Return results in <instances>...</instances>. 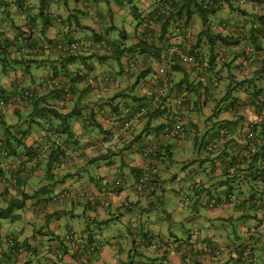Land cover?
<instances>
[{"label":"trees","instance_id":"obj_1","mask_svg":"<svg viewBox=\"0 0 264 264\" xmlns=\"http://www.w3.org/2000/svg\"><path fill=\"white\" fill-rule=\"evenodd\" d=\"M101 5L103 7H100ZM220 15L222 18L218 17ZM87 17L93 19L98 27L93 28ZM116 17H122V23L116 22ZM232 17L235 19L232 20ZM151 20H154L153 25ZM128 23L135 25L131 32L127 29ZM50 29H56L60 35L53 39L48 38L46 34ZM80 33L90 36L81 38L78 37ZM114 34L117 36H113ZM86 38L96 44L102 42V45L78 51L61 52L57 49L59 46ZM173 46L179 47L194 58L197 66L185 64L174 53L171 54ZM46 48L56 50L59 57L57 62L61 65L59 69L51 64V76L45 77L35 88L22 87L20 81L17 85L19 90H33L32 98L18 104L10 103L6 107L26 106L30 110L27 125L41 126V120L46 119L42 129L50 132V135L45 142L28 147L27 130L18 126L2 125L0 121V156L10 160L12 169L11 176L4 183L2 180L5 178V170L0 166V182L5 184L0 193V220H19L20 212L24 210L26 203L36 197L51 202L57 186L63 185L70 176L66 174L60 177L57 174L59 170L77 157H87L77 148L78 141L72 128L73 119L81 121L83 133L87 128H97L111 144L104 149L103 143H95L96 151L85 166L104 162L110 168L115 164L117 151L121 153L131 148L119 147L118 142L111 143L116 132L119 131V140H122L129 130L133 129L134 124L127 130L128 133L123 130V124L131 116L128 118L126 107L123 109L121 102L116 103L117 100L126 98H131L138 107L144 106L148 109V114L144 119L141 118L147 120V125H150L152 119L167 114L168 124L163 123L157 127L158 133L160 129L163 130L161 136L169 130L175 117L179 116L183 120L197 114L199 121L203 120L206 131L199 132L198 124L191 120V130H184L172 140L190 139L195 131V136L190 140L194 144L193 155L198 153L200 165L210 163L213 166L218 162L222 166L220 174L216 177L212 176L217 173V168L213 166L203 180L196 178L189 182V185L186 182L181 185L182 169L174 170L176 161L172 159L173 147L167 144L170 140L158 136L155 140L156 147L147 158L143 156V150L148 144L139 150L145 164L132 185L134 190H145L148 194L146 198H152L155 196L152 187L164 193V182L173 181L176 183L171 190H177V193L182 195L179 201L182 205L194 199L197 202L200 194L206 193L209 199L208 207L215 210H225L226 207L232 216L231 220H235L233 215L237 209H241L238 203L243 206L244 203H250L248 190L253 198L258 199L264 195V188L259 192L254 191L264 187V106H258L256 103V96L264 92V87L260 84L264 82V0H0V64L10 65L8 70L13 74L12 78L21 79L25 74H30L32 66L40 67V64H43L41 53ZM90 60L93 62L89 63ZM105 60L116 63L119 66V75H123L125 80L134 79L132 85L122 88V91H117L105 103L99 104L101 115L99 113L98 117L93 111L83 115L82 109H79L80 100L70 112H64L66 104L71 101L70 95L77 91L80 92V99L96 88L106 92L118 84L111 76L112 71L111 74L101 72L91 77L97 68L95 64H101ZM128 60L142 65L130 68L126 65ZM165 62H168L167 92L162 91L164 84L158 72V65ZM257 65L259 70L251 73L250 69L253 70ZM60 73L64 77H70L67 83H60ZM149 76V79L156 83L155 88L160 87L159 101L153 103L152 100L156 98L154 93L135 101L137 98L131 94L144 83L150 82L147 80ZM53 80L59 81L58 87L38 92L39 85ZM82 82L85 84L82 85ZM78 85H82L80 89L77 88ZM65 96L69 97L64 100V106L50 102L56 98H61V101ZM9 97L7 92L0 90V99L8 101ZM106 106L109 107L110 116L104 110ZM177 107L181 110L179 114L175 113ZM206 109H209V113L205 112ZM248 110L253 114L251 120L245 117V111ZM223 114L229 115V119L219 121L218 116ZM103 121L118 124L119 130L114 133L112 128L105 129L102 126ZM147 125L143 133L149 130ZM237 127L241 130L238 135L234 131ZM211 132H214V135L208 145L204 135ZM143 133L136 136L134 143L142 140ZM54 136L59 140L58 143L53 141ZM32 160L35 166L26 170L24 165ZM190 161L183 163V172L187 166L198 162ZM40 170L44 172V184L33 194L25 193L26 187L29 186V177ZM114 171L116 174L120 172L118 168ZM161 175L166 177V180H163ZM10 178L16 180L15 185L9 183ZM118 179L124 182V186L115 190L120 193L127 189V181L123 178L116 180ZM141 179H144L141 186L135 187ZM204 180L206 182L203 184ZM115 181L108 185L106 195L114 194L110 188ZM157 200L160 199L157 197ZM155 206L150 203L148 208L153 209ZM158 206L164 207V202L160 201ZM261 209L264 212V203L261 204ZM241 219L242 217H239L236 221ZM223 220L226 222L230 219ZM263 223L264 218L248 231L249 242L236 248L235 264H245L251 260L253 240L258 239L261 234L256 230ZM170 234L171 236L168 235L164 239L144 238L143 242L147 244L157 241L159 246H155L160 253L158 258L145 264H167V255H178L184 264L185 252L188 250L192 252L193 264H202L205 260L202 256L208 250L211 251L206 259L211 262H216L223 256L224 249L211 247L208 245L210 240L201 245L202 254L198 255L201 240L196 232L188 231L186 239H173V234ZM192 238H195L194 241ZM247 248H250L251 253L243 259ZM97 250L99 244L95 243L92 251ZM216 252L219 257H214Z\"/></svg>","mask_w":264,"mask_h":264},{"label":"crops","instance_id":"obj_2","mask_svg":"<svg viewBox=\"0 0 264 264\" xmlns=\"http://www.w3.org/2000/svg\"><path fill=\"white\" fill-rule=\"evenodd\" d=\"M100 7H103V5ZM218 17L222 18L221 15ZM234 19L235 18L232 17V20ZM92 20L90 17H87V21L93 25L92 27L97 28L98 26L96 25V22L94 23ZM118 23H122V20H119ZM85 24L88 25L87 22H85ZM58 34L60 35L56 29H50L46 36L50 39H53ZM89 36L90 34L80 33L78 37L82 38ZM113 36H117V34H114ZM40 58L41 61H43V64H40V67H38V71H40L39 74H32L30 71V74H25L23 78H17L18 80L12 77L10 79H0V90L7 92V94L11 96L15 94L17 90H19L17 85L21 82L22 87L35 88L36 85L40 83L45 77L51 76V71L49 70L52 68V66L50 67L51 64L56 65L57 69H59L58 67L61 66L60 63L57 62L59 57L56 50L54 49L46 48L43 53H41ZM91 62L93 61L90 60L89 63ZM166 63L168 62L158 66L162 67L165 64L167 69L168 64ZM6 65L9 69L10 65ZM95 65L97 68H95V71L91 74V77H95L101 72H105L104 70L107 69L113 72L111 76L115 81L117 80L118 84L109 88L107 93L111 92L114 95L117 91H122V88L132 85L133 79L128 81L125 80L123 75H119V66L113 61L105 60L103 63ZM68 68L72 69V67ZM254 70H259V65L254 66L253 70L250 69V72L252 73ZM178 77L176 79H178ZM69 78L64 77L62 73H60V76L58 77L60 83H67ZM149 78L150 76L147 77V80H150ZM84 84L85 83L82 82V85ZM154 84L155 86H153ZM260 84L262 87H264V82H261ZM82 85H78L77 88L80 89ZM156 86V83L150 80V82L148 81L144 83L143 86L141 85L139 88H137L131 95H134L137 98L135 101L142 99L145 96L149 97V95L153 93L154 95H157L160 93V87L155 88ZM93 91L97 92L96 98L94 96L91 97L90 92L87 93L86 96L80 97V99L79 91L70 95L71 101L66 104V109L64 112H70L74 105L78 103V100H80L79 109H82L83 115L86 116L89 112L93 111L96 113L97 117L100 116L101 113L99 110L101 105L99 104L105 103V101L110 99L113 95L110 97H102L107 93H105L103 89L101 90V88H96V90ZM60 97H62V95ZM60 99L61 98H56L54 100H50V102L58 104ZM119 102H121L123 109L126 107L125 112L127 113L128 118L132 115L133 111L135 112L139 108V105H135L136 102L134 103L131 98L120 99L117 100L116 103ZM171 107L173 106L171 105ZM104 110L107 111V115L110 116L109 107H104ZM208 111L209 109H206L205 112L209 113ZM29 113V108H26L24 105H9L5 109L1 110L0 113V121L2 125L6 126H9L7 125L6 121L10 120L14 114L19 116V118L23 117L20 119L22 124H17L16 126L28 131V147L29 145L35 146L40 142H45L47 140L46 138L50 135V132H45L42 129V125L47 122L45 121L46 119H44V121L41 120V124L43 123L41 126L37 124H33L32 126L27 125L26 120ZM252 115L253 114L251 111H245V117L248 120H251ZM166 116L167 114L163 115L162 117L160 116L159 121L152 119L150 121V125H147V120L142 119L141 121L139 120L138 122L133 123V129L129 130V133L127 131L128 135H126L122 140H119V131L115 133V130H119L118 124H112L108 121H103L102 126L105 129L112 128L113 132L115 133L114 141L111 140V143L114 144L115 142H118L117 145L119 147L131 146V148L121 153L117 151L118 156L117 159H115L116 163L112 164L110 168L106 166L105 163L104 165L100 164L99 172L95 176L90 172H86L85 168L87 160H90L96 151L94 144H97L98 142L99 145L101 143H106L108 146H110L111 144L105 140L104 136L97 128H87L85 133H83L81 121H76L73 119L72 128L78 141L77 148H79L80 153H85L87 157L84 159H77V157L75 160L73 159L69 165H65L61 170H59L57 174L60 177L66 174H70V176L63 185L57 186L54 193L56 194L60 191H70L74 194H78L82 191H85L88 196H93L94 200L91 201L88 198L78 200L66 199L57 203L53 201L46 202V200H44L42 197H36L29 200L26 203L24 210L20 212L21 218L19 220H9L10 223L8 225H4L7 220H0V240L8 236L14 239L13 246L3 248L0 264H145V262L149 260L151 261L158 258V254L160 253L156 250L157 247L154 244H147L146 242H143L144 238L164 239L168 235L171 236L170 233H172L173 239H186L188 231L198 233L199 239L201 240L199 242L200 246H198V255L202 254L200 253L202 248L201 245L207 244L208 240H210L208 245L211 247L214 248L218 246L224 249L223 256L220 260L211 262L210 260L205 259L202 264H235L236 248L249 242L250 236L248 235V231L258 224L259 220H263L264 218V212L262 211L263 209H261V204L264 203V195L258 199L257 197L253 198L252 196L250 197L249 193L251 192H249V190L248 197L250 203H244V206L238 203L241 209H237L233 215L235 220H231L230 217L232 216L227 212L228 209L226 207L225 210L223 208L221 210L210 209L207 205L209 199L206 197V193H201L197 202L194 199L188 204L182 205L179 203L176 205V207H174L176 219L169 215V211H161V207L158 208L159 214L161 216L158 217L156 223L160 225V229L163 228L165 225L164 223L167 221H175L176 227L174 230H170L169 228V231L166 234L158 233L160 236L156 235V233L151 230V223L153 221L150 219L146 220L145 224L142 226L141 219L136 215H133L131 218H129L128 227L130 229V233L128 238L122 236L121 231L114 234L108 232L107 235L102 236L94 233L92 230V227L94 226L93 228H95V225L98 223L103 224L102 228H105L111 221L124 218V216L121 214L122 210H126L128 212L137 210L139 199H144L146 198V195H148L145 190L138 192L132 188L133 183L136 181V178L139 175V170L145 164L144 160L141 159L139 150L145 144L155 142L156 138L162 135L163 130L160 129V132L158 133L157 127L165 123L164 120H166ZM199 116L201 115L199 114ZM223 119H229V115L223 114L218 116L219 121ZM191 120H193V123L196 124H199V122L202 123V121H199L200 119L197 117V114H194L192 118H184L183 125L185 130H191L189 124ZM154 121L155 123H153ZM166 123L168 124V122ZM145 125L148 126L149 130L143 133ZM208 127L210 128V126ZM239 127L234 130L237 135L241 131L239 130ZM198 128L201 129V125H198ZM0 129L2 131L1 126ZM141 133H143V136L151 134V137L144 141L142 136L141 141L134 143L136 136ZM213 135L214 132L206 134L208 145L210 141H212L211 138ZM52 139L55 142H59L55 136L52 137ZM187 140L190 139L187 138L186 140L182 141H177V139H175L168 141L167 144L173 147V152L175 148H177V150L182 149L183 155H185L189 149ZM141 142H144L143 145H141ZM137 145H139V147H137ZM193 153L194 152L192 151L188 153V156H190L191 159L194 161L198 160V162H195L193 165L196 166L191 171L193 174H190V172L186 174V171L183 172L180 170L181 164H183L185 161L187 162V160L190 159L187 158L182 162L175 160L176 163L174 164V170L181 171V185L185 182L189 185V182H192L193 179L196 178L203 180L204 176L212 170L213 166L217 168V173H213L212 176L216 177L220 174L222 166H220L218 162L213 166L210 163H204L201 166L199 157H197L198 153L194 155ZM9 161V159L7 160L1 158L0 156V166L5 170L4 174L6 179L11 176L12 172ZM116 168H118L121 173L119 172L116 174L114 171ZM103 169L106 172L104 175L101 174ZM43 176L44 172L42 170L38 171L31 177L28 176L29 186L26 187L25 193L33 194L39 187H41L45 182ZM91 178H94L95 180H91ZM117 178L126 179L128 184L127 189L115 195H106L105 191L108 188V185L112 184ZM205 182L206 180H204L203 184ZM3 185L5 184L0 182V193L3 191ZM262 188L264 187H260L259 190L256 188L254 191L259 192ZM152 190L155 191V196L150 199L159 197L161 201V198L163 197L165 199L164 206L171 203V201H169L170 198H175L174 193L179 200L182 196L181 194L177 193V190L174 193L171 190L173 194L167 193L168 190H166L164 193H160L159 190L157 191L153 187ZM102 199L105 202V205L103 206L101 204ZM239 217H242V219L236 221V219ZM223 218L230 220L225 222ZM96 221L100 222L97 223ZM137 221H140V226L139 222ZM138 239H141L140 242ZM194 239L195 238H192L193 241ZM253 241V257L245 264H258L259 262L260 264H264V229L262 230L258 239H254ZM95 243L99 244V250L96 252L92 251V247ZM166 263L182 264V261L178 255H167Z\"/></svg>","mask_w":264,"mask_h":264},{"label":"built area","instance_id":"obj_3","mask_svg":"<svg viewBox=\"0 0 264 264\" xmlns=\"http://www.w3.org/2000/svg\"><path fill=\"white\" fill-rule=\"evenodd\" d=\"M155 18H157V16ZM153 22H154V20H151V25L154 24ZM66 45L65 46H59L57 49L62 52V51H78L79 49H82V48H84V49L85 48L91 49L93 47L98 48L99 46L102 45V42H101V44L100 43L96 44V43H93V41H91L90 38H86L84 40H80L79 42H72L69 45H67V46ZM170 52H171V54L174 53L179 58V60L184 62L185 64L197 66L194 58H192L191 56L184 53V51L181 50L179 47L173 46L171 48ZM126 65L130 68H134L135 65H142V64L135 62V61H132V60H128V61H126ZM158 72H159V76L162 79V83L164 84L162 91L167 92L168 91V77L166 76V67H164V66L159 67ZM58 85H59L58 80L46 81V82L42 83L41 85H39L38 92L47 91L48 89H50L52 87H58ZM33 93H34L33 90L32 91H30V90H18L17 93H15L14 95L9 97L8 101L0 99V111L5 109L6 105H8L10 103L18 104L19 102L28 101L30 98H32ZM159 95L160 94H157L156 98L152 100L153 103L159 101ZM66 97L68 98L69 96H65V98L59 102L60 106L65 105L64 100L66 99ZM256 103L258 106H264V92L260 93L256 96ZM180 111H181L180 107H177L175 109L176 114H179ZM147 114H148V109L144 106H140L135 112L133 111L131 117L127 121H125V123L122 126L123 130L124 131L129 130L133 123L138 122L141 118H143ZM183 132H184L183 120L179 116H177V117H175V121L172 122V125L169 128V130L166 132V134L164 136H161V137H164V139H166V140H172L175 137L182 134ZM56 143H58V141H56ZM155 145H156V142L149 143L148 145H146V147L143 150V156L145 158H147L153 152L154 148L156 147ZM102 146L104 149L108 148V144H106V143H103ZM24 166H25L26 170L31 169L32 167L35 166V162L32 160L30 162H27ZM145 168H147V166ZM144 177H146V176H144ZM2 181L4 182V180H2ZM143 181H144V179H141L139 181V184L136 185L135 187H137V186L140 187L141 184L143 183ZM9 182L11 185L16 184L15 179L10 178ZM121 186H124V182L121 179H118L115 181L113 187L110 188V191H112V192L114 191V194H116L117 192L115 190H119ZM82 198H88L91 201L94 200L93 196H88L84 191H82L78 194H74L70 191H60L52 197V201L53 202H62L66 199L67 200H78V199H82ZM101 204L102 205L104 204L103 199L101 201ZM263 229H264V223L256 231H257V233H260V232H262ZM13 243H14V239L10 236L4 237L0 240V258H1L2 253H3V248L4 247H10L13 245ZM153 244L156 246H159L157 241H154ZM250 248H251V246H250ZM250 248H247L246 251L243 253V259H246L250 255V253H251ZM210 251L211 250H208L207 252H205L203 254L202 258L206 259V257H209ZM185 253H186L185 254L186 256L184 259V264H193L192 263V260H193L192 252H190V250H188ZM219 256L220 255L217 252L214 253V257H219Z\"/></svg>","mask_w":264,"mask_h":264},{"label":"rangeland","instance_id":"obj_4","mask_svg":"<svg viewBox=\"0 0 264 264\" xmlns=\"http://www.w3.org/2000/svg\"><path fill=\"white\" fill-rule=\"evenodd\" d=\"M117 20L119 22V20H122V17H119V18L116 17V22H117ZM126 26H127V29L130 32L135 27V25H132L131 26V25H129V23ZM30 71H31L32 74H39L40 73V71H38V68H36L35 66H32L30 68ZM104 71L106 73L111 74V70H109V72H107L108 71L107 69L104 70ZM11 77H12V75L10 74V71L8 70V66L7 65L5 66L3 64H0V79H5V78L6 79H10ZM133 82H134V79H133ZM90 93H91L90 94L91 97L94 96L96 98L97 92H94L93 90H91ZM105 93H107V91ZM112 95L113 94L111 92H109V93L103 95L102 97H107V96L110 97ZM21 118H23V117H21ZM21 118H19V116H17L16 114H14L13 117L10 120H7L6 121V123L9 126L10 125L11 126H16L17 124L18 125L19 124H22V122L20 121ZM168 118L169 117H167L166 120H164L165 123L168 122ZM156 120L159 121V118L156 119ZM153 123H155V121ZM198 125L199 126L201 125V129H200L201 133L205 132V130H204L205 129V125H204L203 120H202V123L199 122ZM195 134H196L195 131H193L192 134H191L190 139H192L195 136ZM204 136H205V143H206L207 142V138H206V135H204ZM149 137H151V134L144 135L143 136L144 141L147 138H149ZM141 143H142L141 145H143L144 142H141ZM187 143H188L189 149L187 150V152L185 153V155H183L182 149H178V150H177V148L174 149L173 158H172L173 160H176L178 162H182V161H184V160H186L188 158L191 161H193V159H191V157L188 156V153L190 151H192V152L194 151V144H193V141L192 140L191 141L190 140H187ZM137 147H139V145H137ZM196 148H197L196 149V153H197V151L199 149V146L196 147ZM201 149L202 148L200 147V150ZM194 164L195 163H192V164H190L189 166H187L185 168L186 174H188L189 172H191L192 169H194L196 167V166H193ZM99 165H100V163H97V164H94V165H91V166L86 165L85 166L86 172H90L91 174H93L95 176L99 172V167H98ZM101 165H104V162H102ZM183 166L184 165L181 164L182 171H183ZM101 174H103V175L106 174V172H105L104 169H103V171H102ZM161 177L163 178V180H166V177H164L163 175H161ZM175 183L176 182L173 183V181H171L169 183H167L165 181L164 182V185H163L164 191L166 189V190H168L167 193L173 194L174 192L172 193L171 189L175 186ZM126 187H128V184L126 185ZM174 196H175V198H170L169 199V201H171V203H169V205L166 204L164 207L161 206V211H165V210L169 211V215L170 216H173L174 219H176V215H175V212H174L175 211V208L174 207H176V205H178L180 203L179 202L180 200L176 197L175 193H174ZM164 200L165 199L162 197L161 198V202H164ZM159 201L160 200H157V198H153V199H150V198H144V199L143 198H140L139 199V204H138L137 210H133L132 212H128L126 210H122L121 211V214H122V216H124V218H120L118 220L111 221L109 223V225L107 227H105V228H102L103 227V224L98 223L100 221H96L98 224L95 225V228H93L94 227L93 226L92 227V230H93L94 233H97L98 235H102V236L107 235L108 232L114 234L116 232L121 231L122 236H125L126 238H128L129 237V233H130V229L128 227L129 218H131L133 215H136V216H138L141 219L142 226L145 224L146 220H149V219L152 220L153 222L151 223V230L153 232H155L156 235L160 236L158 233H165L166 234V233H168V231H169L168 229L169 228H170V230H174V228L176 227L175 226V221L174 220H172L170 222L167 221L166 223H164L165 225L163 226V228H161V229L159 228L160 225L158 223H156L158 217L161 216L159 214V211H158ZM150 203H153L156 206L153 209H150V208H148V206L150 205ZM137 222H139V226H140V221H137ZM9 223H10L9 220H7L4 223V225H8ZM173 224H174V226H173ZM100 228H102V229H100ZM138 240L140 242L141 239H138ZM258 264H260V262Z\"/></svg>","mask_w":264,"mask_h":264},{"label":"clouds","instance_id":"obj_5","mask_svg":"<svg viewBox=\"0 0 264 264\" xmlns=\"http://www.w3.org/2000/svg\"><path fill=\"white\" fill-rule=\"evenodd\" d=\"M184 130H185V127H184ZM3 180H4V183H5L6 181H8L6 178H4ZM9 183H10V182H9ZM56 194H57V193H56ZM54 195H55V194H54ZM54 195H53V196H54ZM53 196H52V197H53ZM56 203H57V202H56Z\"/></svg>","mask_w":264,"mask_h":264}]
</instances>
